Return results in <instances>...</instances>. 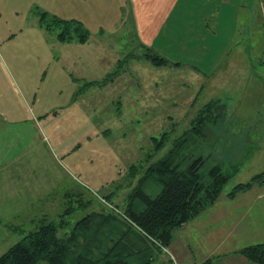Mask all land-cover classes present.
Wrapping results in <instances>:
<instances>
[{
	"label": "crops",
	"instance_id": "0c3cea01",
	"mask_svg": "<svg viewBox=\"0 0 264 264\" xmlns=\"http://www.w3.org/2000/svg\"><path fill=\"white\" fill-rule=\"evenodd\" d=\"M4 1L7 2L0 0V50L2 48L5 54L0 52L2 150L7 145L2 147L1 138L16 140L20 148L21 132L32 129L37 134L35 140L41 144H44V130L56 142V134L60 133L56 130L61 128V133L66 132L65 122L74 125L68 133L81 135L76 139L83 143L90 131L97 132L99 138L112 134L111 128L104 129V124L96 123V119L102 117L104 102L113 105L114 115L108 117L109 121L122 119L121 124L133 122L139 115L150 114L161 108L162 103H169L171 108L181 109L182 113L165 109L160 117L164 118L165 126L168 121L174 126L175 118L188 116L189 108L205 88L209 86L208 91L214 90L211 83L232 52L242 22V8H246V0H51V5L61 2L63 7L62 11L56 10L57 16L78 21L89 32L87 41L82 43L76 39L59 42L49 39L34 13L35 9L41 10L42 0H11L9 6L15 8L6 15L2 14ZM259 7L264 14V0ZM120 36L130 37L143 53L125 62L117 74L103 76L105 61L114 64L112 68L122 62L115 44ZM111 38L116 42L110 41ZM114 46L117 56L107 60ZM145 52L161 57L166 64H153ZM183 70L191 72L190 80L184 75L178 77ZM44 83L46 88L42 90L40 84ZM247 99L245 94L243 101ZM233 102L228 99L230 105ZM239 107L244 109V103ZM255 116L264 119V110H257ZM24 124L30 126L20 128ZM263 128H255L252 132L249 129L262 142H247L245 147V142L237 144L241 146L238 155L242 165L253 163L264 167ZM117 131L115 128L114 132ZM153 138L146 137L149 148ZM119 145V140L112 143L110 139H103L91 142L89 148L100 151L101 156L108 147L115 153ZM97 155L94 154L96 158ZM70 159L79 173L92 179L93 173L82 154ZM15 161L20 162L19 159ZM115 161L116 166L122 168L110 182L99 184L106 190L105 196L99 198H110L116 202L115 206L126 208L128 197L142 174L137 178L131 176V167L135 165L131 157L116 155ZM30 162L39 165L37 159ZM232 189H224L218 201L179 227L172 243L156 255L152 264H258L240 251L264 244V185H254L234 198L228 196ZM77 193L79 204L81 199L83 202L80 207H84L86 203L80 189ZM82 193L86 197V191Z\"/></svg>",
	"mask_w": 264,
	"mask_h": 264
},
{
	"label": "rangeland",
	"instance_id": "374dc122",
	"mask_svg": "<svg viewBox=\"0 0 264 264\" xmlns=\"http://www.w3.org/2000/svg\"><path fill=\"white\" fill-rule=\"evenodd\" d=\"M6 1L3 3L4 9L2 11V14L5 15L15 8V6H9L11 0ZM50 2L51 0H42L41 10H34L38 18L41 17L42 12H46L48 20L51 17H58L70 21L69 18L57 16L56 10H63L61 2H56L54 5H51ZM260 2L261 0H246V8H242V22L232 52L211 83L214 90L208 91L209 86L205 88L196 103L192 108H189L188 116L179 120L175 118L176 124L174 126L169 121L165 126L164 118L160 117L165 113V109L167 112L182 113L181 109L171 108L173 106L169 103L168 105L162 103L161 108L151 111L150 114L139 115L133 122L127 121L121 124L120 120L122 119L112 118L109 121L111 118L108 119V117L114 115L113 105L104 102L102 117L97 118L96 123L101 126L104 124V129L111 128L113 133L104 135L102 138H99L100 135H97V132L93 133L89 130L87 140L85 139L86 142L83 143L76 139L82 137L81 135L68 133L69 129L74 128V125H68L66 122L63 123L65 133H61L63 131L61 128L56 130V133L60 132L56 134L55 138L58 139L56 142L44 130V144H41L35 140L37 134L32 128V131L28 128L29 131L21 132L20 148H18L16 140L1 138L2 147L6 145L7 147L3 150L0 149V256L31 231H35L49 222L59 223L64 220L69 225L67 230L70 231L78 220L88 214L113 211L111 207H115L116 202L111 199L99 198V196H105L106 191L99 184L103 185L110 182L117 170L122 168L116 166V155H123L124 158L129 159L131 157L134 159L135 165H140L146 154L153 150V144L149 148L146 143L147 136L159 138L161 131H168L174 133L172 137L175 138V136L181 135L190 126V123L199 117L211 119L204 123L200 121L205 128L210 129L204 139L200 140V144H204L203 147L200 146L201 151L211 152L213 157L216 155L217 159L223 157L226 162L230 160L229 162L240 164L238 173L230 180L225 190L232 189L240 182L247 183L251 181L252 175L261 173L264 170L263 166L253 163L242 165L241 157L239 156L240 159H237L239 158L237 157L239 148H241L237 145L238 143L245 142V147L247 142L263 141L258 138L256 133L249 132L250 130L251 132L255 131V128L264 127V119L255 116L257 110H264V100L262 101L260 98L262 96L264 99V22L261 21V15L264 14H261ZM104 17L105 14L102 13V18ZM44 29L51 41H60L58 34L63 29L61 25H50L49 28L45 27ZM113 39L115 40V38L109 40L113 41ZM116 41L117 43H115ZM116 41L113 42L118 46V55L122 62L118 63L117 68H112L114 64L111 65L110 61H105L102 69L103 76L106 73L111 75V73L116 72L115 74H117L125 62H130L133 60V56L143 53L137 48L136 42L128 36H120ZM0 52L4 54L2 48ZM110 52L112 54H109L107 60H112L117 56L115 46L110 49ZM3 63L9 64L8 61H3ZM199 67L202 68L201 63H199ZM205 72L207 74V71ZM190 73L188 70H183L178 73V77L184 75L190 80ZM45 88V83L42 86L40 84V89L45 90ZM245 94L248 96L247 101H243ZM229 98L234 100L232 105L228 103ZM212 103H215L213 107L206 109ZM241 103H244L247 110L245 108L240 110ZM29 126L30 124H24L20 125V128ZM115 128H118L119 131L114 132ZM69 139L72 141L70 142ZM74 139L76 141H73ZM103 139H110L112 143L113 141L114 143L120 141V145L116 146L115 153L111 147H108L107 152H102L101 156L99 155L100 151H90L91 142L94 143L96 140ZM59 140L64 145L58 144ZM167 150L168 147L160 152V156H163ZM70 151L69 155L68 152ZM97 153L96 158L94 154ZM78 154H82L88 161L87 168L90 173H93L91 180L85 177L83 173H79L70 162V158L78 156ZM15 159L20 160L19 164ZM35 159L39 160V165L31 164L30 161ZM244 162L246 163V161ZM8 188L12 191H9ZM79 189L83 195L84 203H86L83 204L84 207H80L83 203L82 199L79 204V196L77 195ZM82 190L86 191V197ZM119 208L121 212H124L125 207L123 205H119ZM69 211L71 213L65 215Z\"/></svg>",
	"mask_w": 264,
	"mask_h": 264
},
{
	"label": "trees",
	"instance_id": "16d2710c",
	"mask_svg": "<svg viewBox=\"0 0 264 264\" xmlns=\"http://www.w3.org/2000/svg\"><path fill=\"white\" fill-rule=\"evenodd\" d=\"M40 20L44 28L61 25L60 41L76 39L83 43L89 37L78 21L58 17L48 20L46 12H42ZM146 57L155 65L166 64L150 52H146ZM209 120L197 118L175 138L172 133L153 138L152 152L143 163L131 167L132 177L142 176L128 197L123 212L126 218L111 210L91 213L78 220L70 231L64 220L49 222L11 246L0 256V264H152L156 255L172 243L174 232L218 201L240 169L239 163L201 151L204 144L200 140L210 130L203 123ZM257 184L264 185V172L236 185L228 196L234 198ZM240 253L264 264V244L243 248Z\"/></svg>",
	"mask_w": 264,
	"mask_h": 264
},
{
	"label": "built area",
	"instance_id": "2783aa9c",
	"mask_svg": "<svg viewBox=\"0 0 264 264\" xmlns=\"http://www.w3.org/2000/svg\"><path fill=\"white\" fill-rule=\"evenodd\" d=\"M111 209H112L116 214H118L119 216H121L122 218H126V216L124 215V213L121 212V210H119L118 208L112 206Z\"/></svg>",
	"mask_w": 264,
	"mask_h": 264
}]
</instances>
